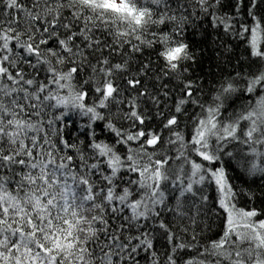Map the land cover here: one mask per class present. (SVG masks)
<instances>
[{
  "label": "snow or ice",
  "instance_id": "obj_1",
  "mask_svg": "<svg viewBox=\"0 0 264 264\" xmlns=\"http://www.w3.org/2000/svg\"><path fill=\"white\" fill-rule=\"evenodd\" d=\"M0 264H264V0H0Z\"/></svg>",
  "mask_w": 264,
  "mask_h": 264
},
{
  "label": "trees",
  "instance_id": "obj_2",
  "mask_svg": "<svg viewBox=\"0 0 264 264\" xmlns=\"http://www.w3.org/2000/svg\"><path fill=\"white\" fill-rule=\"evenodd\" d=\"M204 29H208L207 22H204L199 29H189L186 32V39L192 45V47L198 52L202 53L201 55V67L195 69V75L204 76L205 73H217L219 74V69L215 67L217 63L216 60V49L220 43L230 44L233 47V51L236 56H241L244 53V46L240 43L235 37H224L223 34L215 38V43H213L212 38L205 39L203 35ZM211 31V29H208ZM228 70H231L230 68ZM206 80L210 81L212 79L211 75L205 77ZM209 235H211L209 233ZM164 241L160 240L159 244H163ZM158 244V247H159ZM163 250V249H161Z\"/></svg>",
  "mask_w": 264,
  "mask_h": 264
}]
</instances>
